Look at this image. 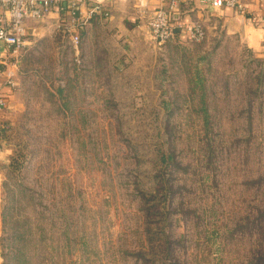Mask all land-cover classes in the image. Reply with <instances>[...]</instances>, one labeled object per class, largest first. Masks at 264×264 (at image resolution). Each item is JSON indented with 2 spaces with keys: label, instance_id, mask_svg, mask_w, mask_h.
I'll list each match as a JSON object with an SVG mask.
<instances>
[{
  "label": "rangeland",
  "instance_id": "374dc122",
  "mask_svg": "<svg viewBox=\"0 0 264 264\" xmlns=\"http://www.w3.org/2000/svg\"><path fill=\"white\" fill-rule=\"evenodd\" d=\"M119 28L30 54L0 123V264H264V42Z\"/></svg>",
  "mask_w": 264,
  "mask_h": 264
},
{
  "label": "crops",
  "instance_id": "0c3cea01",
  "mask_svg": "<svg viewBox=\"0 0 264 264\" xmlns=\"http://www.w3.org/2000/svg\"><path fill=\"white\" fill-rule=\"evenodd\" d=\"M78 0H56L50 13L41 20L28 19L25 23L27 35L25 37L24 46L17 52H13L7 48L3 41H0V92L6 102V107L0 112V123L6 119L8 111L10 113L23 112L28 103L26 98L27 86L25 76L30 73L32 68H27V62L31 53L38 52L41 46L50 43L53 44V49L66 54L68 42L71 41V34L67 32L70 21L69 14L72 4ZM82 1V0H81ZM179 12L181 15V28L177 31V37H187L185 28L192 25H199L207 32L212 29H224L227 34H235L240 31L252 30L260 36H249L252 42H264V0H237V4L242 6L229 7L224 6L222 9H213L208 0H178ZM93 3L87 4L83 2L80 5L79 11L83 19L86 20L81 32L86 31L83 35V41H87L86 45L91 42H96L97 35L92 34L96 31L111 30V32L119 31L130 35V30L139 22L146 24V13H150L160 7L158 0H137L136 8L141 14L140 21H135L133 18L118 16L122 4H117L112 0H104L103 5L110 12L111 16L105 18L103 13L90 14V7ZM114 11V16L112 15ZM2 9L0 7V14ZM133 19V20H131ZM123 26V28H121ZM62 27H64L62 29ZM129 28V29H128ZM246 35V34H245ZM262 39V40H261ZM83 46L81 51H84ZM264 49V46L262 47ZM101 66H90L89 69H94L96 72V80L93 84L97 87L101 86L103 72ZM15 84L14 87L9 85V81ZM9 113V114H10ZM1 141V139H0ZM1 145H4L2 143ZM1 151V149H0ZM6 154L0 152V157L4 161ZM1 179V174H0Z\"/></svg>",
  "mask_w": 264,
  "mask_h": 264
},
{
  "label": "built area",
  "instance_id": "2783aa9c",
  "mask_svg": "<svg viewBox=\"0 0 264 264\" xmlns=\"http://www.w3.org/2000/svg\"><path fill=\"white\" fill-rule=\"evenodd\" d=\"M56 0H0L2 13L0 14V41H3L7 48L13 52L19 51L25 42L27 35L26 21L28 19H44ZM126 1V0H119ZM160 7L150 12L146 21L151 36L164 43L176 37L177 31L181 28V15L179 12L178 0H158ZM81 1H75L70 8V21L67 24V32L71 34V43L78 46L81 38L80 33L86 20L82 18L79 7ZM213 9H222L224 6L239 7L237 0H208ZM104 0L97 1L90 7V14L103 13L105 18L111 16L103 5ZM147 10L145 13L147 14ZM186 34L193 41H201L206 37V31L199 25H192L185 28ZM12 87L15 84L9 81ZM6 107V102L0 92V112Z\"/></svg>",
  "mask_w": 264,
  "mask_h": 264
},
{
  "label": "trees",
  "instance_id": "16d2710c",
  "mask_svg": "<svg viewBox=\"0 0 264 264\" xmlns=\"http://www.w3.org/2000/svg\"><path fill=\"white\" fill-rule=\"evenodd\" d=\"M104 10H107V8H105Z\"/></svg>",
  "mask_w": 264,
  "mask_h": 264
}]
</instances>
